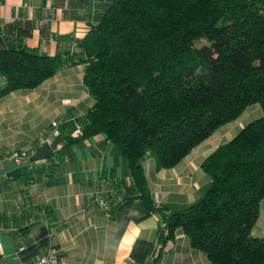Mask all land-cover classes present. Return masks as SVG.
Wrapping results in <instances>:
<instances>
[{
	"label": "trees",
	"instance_id": "trees-1",
	"mask_svg": "<svg viewBox=\"0 0 264 264\" xmlns=\"http://www.w3.org/2000/svg\"><path fill=\"white\" fill-rule=\"evenodd\" d=\"M75 46L80 51L57 55L0 50V97L34 88L64 66L86 64L83 82L93 104L66 124L63 139L104 134L126 159L146 207L154 203L145 158L171 168L259 104L262 115L202 161L208 187L171 213L153 254L157 261L181 229L211 264H264V238L252 233L264 199V0H111ZM77 125L80 134L72 136Z\"/></svg>",
	"mask_w": 264,
	"mask_h": 264
},
{
	"label": "crops",
	"instance_id": "crops-1",
	"mask_svg": "<svg viewBox=\"0 0 264 264\" xmlns=\"http://www.w3.org/2000/svg\"><path fill=\"white\" fill-rule=\"evenodd\" d=\"M110 6L111 0H0V50L78 52L76 42ZM85 68L64 66L34 88L0 97V264H30L50 248L66 264H211L181 229L157 261L153 253L163 244L171 213L208 187L202 161L244 123L219 127L171 168L158 169L154 159L145 158L154 203L146 207L126 159L104 134L63 139L66 124L93 104L83 82ZM4 86L0 75V89ZM52 122L60 136L51 134ZM14 150H25L29 160L16 164L2 158ZM97 187L116 208L111 216L92 200ZM252 233L264 238V199Z\"/></svg>",
	"mask_w": 264,
	"mask_h": 264
},
{
	"label": "built area",
	"instance_id": "built-area-1",
	"mask_svg": "<svg viewBox=\"0 0 264 264\" xmlns=\"http://www.w3.org/2000/svg\"><path fill=\"white\" fill-rule=\"evenodd\" d=\"M51 134L55 137L60 135V130L57 122H52ZM79 134L80 126L77 125L72 132V136H77ZM7 158L16 164H21L29 160V154L25 150H14L8 154ZM105 192L106 190H103L102 187H97L92 193V200L97 204L99 209H101L106 216H111V204L108 201L107 196H105ZM30 264H66V261L54 249L50 248Z\"/></svg>",
	"mask_w": 264,
	"mask_h": 264
},
{
	"label": "rangeland",
	"instance_id": "rangeland-1",
	"mask_svg": "<svg viewBox=\"0 0 264 264\" xmlns=\"http://www.w3.org/2000/svg\"><path fill=\"white\" fill-rule=\"evenodd\" d=\"M200 43H204L203 40L198 42ZM262 115V110L259 106L258 103L252 104L249 107H247L242 113L241 115H239V117L237 119H235L234 121H232V123L230 124V126H236L239 125L240 123H244L247 124L248 122L252 121L253 119H256L258 117H260ZM240 128H237L236 132L239 130ZM235 132V133H236ZM8 156V154L6 153V155L4 154L2 156V158H6Z\"/></svg>",
	"mask_w": 264,
	"mask_h": 264
}]
</instances>
